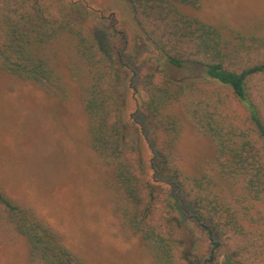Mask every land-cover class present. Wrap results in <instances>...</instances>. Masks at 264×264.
<instances>
[{
	"label": "trees",
	"instance_id": "16d2710c",
	"mask_svg": "<svg viewBox=\"0 0 264 264\" xmlns=\"http://www.w3.org/2000/svg\"><path fill=\"white\" fill-rule=\"evenodd\" d=\"M128 1L145 41L175 66L203 69L184 79L164 69L139 74L146 97L133 115L144 111L145 123L134 118L133 134L124 120L138 73L122 50L104 49L90 11L75 17L68 0H0V77L68 97L61 53L73 50L80 64L71 75L83 65L88 76L81 99L90 150L124 194L122 225L157 264H211L222 248L230 264H264V34L225 31L183 10L201 0ZM189 128L206 145L192 149L188 170L176 153ZM184 214L209 239L204 260L184 242ZM7 222L25 238L28 261L91 264L0 177V233Z\"/></svg>",
	"mask_w": 264,
	"mask_h": 264
},
{
	"label": "rangeland",
	"instance_id": "374dc122",
	"mask_svg": "<svg viewBox=\"0 0 264 264\" xmlns=\"http://www.w3.org/2000/svg\"><path fill=\"white\" fill-rule=\"evenodd\" d=\"M68 2L75 17L82 10L90 11L88 24L97 30L104 49L113 54L122 50L138 73L124 120L130 133L137 128L134 118L145 123L144 111L133 115L137 99L146 97L139 74L148 68L164 69L177 79L202 73L197 64H171L145 41L128 0ZM183 10L225 31L232 26L264 34V0H201L198 6L185 5ZM61 62L70 73L72 91L65 98L47 93L32 81L0 77V177L11 195L35 207L65 243L91 264H157L148 244L122 225L117 206L123 192L94 163L89 118L81 99L87 71L82 65L76 78L71 75L79 63L71 49H63ZM204 140L193 129L184 132L176 153L183 168H189L192 149L199 143L206 145ZM182 230L187 248L206 259L211 252L209 239L185 214ZM24 244L25 238L5 223L0 233V264H42L27 260ZM230 263L229 253L222 248L211 264Z\"/></svg>",
	"mask_w": 264,
	"mask_h": 264
}]
</instances>
